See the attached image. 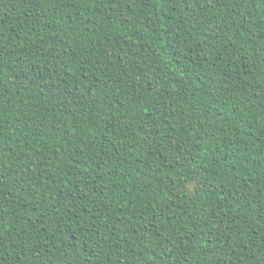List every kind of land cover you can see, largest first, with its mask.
<instances>
[{
    "label": "trees",
    "instance_id": "obj_1",
    "mask_svg": "<svg viewBox=\"0 0 264 264\" xmlns=\"http://www.w3.org/2000/svg\"><path fill=\"white\" fill-rule=\"evenodd\" d=\"M0 264H264V0H0Z\"/></svg>",
    "mask_w": 264,
    "mask_h": 264
}]
</instances>
